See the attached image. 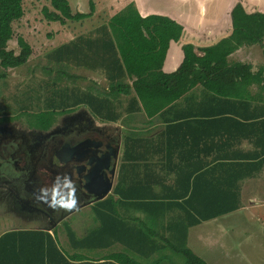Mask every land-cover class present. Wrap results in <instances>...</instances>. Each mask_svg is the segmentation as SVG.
<instances>
[{
  "label": "trees",
  "instance_id": "obj_1",
  "mask_svg": "<svg viewBox=\"0 0 264 264\" xmlns=\"http://www.w3.org/2000/svg\"><path fill=\"white\" fill-rule=\"evenodd\" d=\"M24 1L0 0V81L6 78L8 69L24 65L31 55V47L22 37L16 40L19 54L7 48L14 23L24 15ZM88 3V13H73L68 0H49L50 6L43 7L41 13L46 21L64 25L91 17L95 7L92 0ZM230 17V36L199 48L201 55L193 45H183L178 69L164 73L161 68L169 44L180 39L183 27L161 15L141 17L133 3L126 5L95 30V37L70 41L50 55L59 63L101 71L108 89L91 92L74 87L68 93L60 89L56 97L45 102L47 111L31 117L29 125L47 130L57 111L67 113L83 105L99 119L116 123L123 100L127 101L125 111L129 115L143 111L152 119L198 86L213 93L215 102L218 97L248 102L242 92L250 86L251 67L229 62V56L244 46H262L264 12L247 13L237 3ZM262 53L264 56V49ZM262 82L264 89V79ZM220 100L224 105L231 104ZM171 147L169 143L154 145L135 131L125 132L112 194L90 206L94 227L77 236L66 226L68 248L59 245L55 230L52 234L43 230L7 231L0 236V264H207L186 246L188 229L237 209L238 203L231 202L232 198L196 196L195 181L189 184V179L195 178L194 171L174 178L175 190L186 179L181 193H168V189L167 194L154 193L157 168L166 175L180 168L165 166L153 157L155 151L166 150L171 155ZM131 211L143 217L130 216ZM94 251L103 254L96 257L90 254Z\"/></svg>",
  "mask_w": 264,
  "mask_h": 264
},
{
  "label": "crops",
  "instance_id": "obj_2",
  "mask_svg": "<svg viewBox=\"0 0 264 264\" xmlns=\"http://www.w3.org/2000/svg\"><path fill=\"white\" fill-rule=\"evenodd\" d=\"M108 1L110 4L119 5L117 10L109 15L108 20L126 5L135 2L141 17L161 15L183 27L180 39L169 44L161 68L164 73H172L178 69L183 61V45H193L196 54L201 55L199 48L212 46L230 36V12L237 3H240L247 13L264 12V0H228V11L226 12L225 5L223 14L217 21L206 25L202 22L203 18L216 0H192L197 3V13L201 21L191 26L186 23L187 15L175 16L176 13L170 11H141L139 4L148 3L143 0ZM205 2L208 3L206 10L203 8ZM263 49L264 39L262 46H244L229 56V62L248 64L251 67L250 86L242 92L243 99L248 102H242L236 97H218L215 102L212 101L213 93L198 86L161 109L152 119H148L143 111L129 115L124 108L119 126L126 132L135 131L139 136L152 140L154 145L169 143L172 146L171 155L166 150L159 153L155 151L153 157L165 166H180L179 169L168 171V175L159 168L155 170L158 176L153 184L154 193L167 194V189L168 193L173 190L181 193L186 186V179L184 178V182L175 190L174 178L179 173L185 176L189 171H194L195 178H190L189 184L195 181L196 192L198 191L196 196L232 198L231 202L238 203L237 209L190 227L187 244L199 236L200 241H206L204 243L207 245H221L225 250L226 244L236 245L239 243L237 240H264ZM220 99L229 100L231 104L224 105ZM162 131L163 133H160ZM165 155H170V158ZM166 170L165 167V172ZM115 176L117 178V173ZM200 227H203L205 235L201 234ZM214 229L217 237L211 231ZM40 230L52 234L53 228L45 227ZM3 233L5 232L0 236ZM61 244L62 242H59V245Z\"/></svg>",
  "mask_w": 264,
  "mask_h": 264
},
{
  "label": "rangeland",
  "instance_id": "obj_3",
  "mask_svg": "<svg viewBox=\"0 0 264 264\" xmlns=\"http://www.w3.org/2000/svg\"><path fill=\"white\" fill-rule=\"evenodd\" d=\"M73 13L89 12V0H68ZM94 3V13L91 17L80 21H66L64 25L57 22H48L43 18L41 9L50 6L49 0H25L23 3L24 15L21 20L13 25V38L8 42V50H12L16 55L20 48L17 45V38L22 37L31 47V55L27 62L15 69H8L7 76L0 81V120L5 117L16 118L18 129H24L23 124L32 120L31 117L47 111L45 102L56 97V92L60 89L67 93L71 88L79 91L88 89L97 92L98 89H108V83L101 71H94L91 68H84L75 64L59 63L51 58V54L60 46L78 38L95 37V30L99 26L108 22V17L117 10L119 5L110 4L108 0H92ZM144 5L139 4L141 11H167L176 13L175 16H186V23L191 26L197 25L201 18L198 15V6L192 0H143ZM209 2V1H208ZM228 0H216L209 7V13L203 18V23L213 24L219 16L223 14L224 7ZM240 2V1H239ZM121 5V4H120ZM142 5V6H141ZM135 6V2H134ZM208 3L205 2L203 8L206 10ZM136 7V6H135ZM52 9V8H51ZM171 14V13H170ZM173 15V14H172ZM92 18V19H91ZM71 76L70 78L65 77ZM74 77V78H73ZM76 89V90H77ZM121 98V97H120ZM127 101L123 100L122 108L118 113L121 115L120 122ZM70 115L57 111L56 116L69 117L75 113H81L93 124L101 128L109 136L116 139L118 136L124 138L126 130L120 127L119 121L116 123L103 121L96 117L87 106L75 107ZM36 117V116H34ZM57 118V117H56ZM5 127L8 124H2ZM62 121V120H61ZM22 123V124H21ZM129 125V124H127ZM122 145L120 148L117 169L120 163ZM116 176L114 185L116 183ZM112 194V192L110 193ZM73 207L72 201L67 202L64 214L62 211L56 212L57 226L53 228L58 235V241L62 242L64 248H68L66 236V226H68L77 236H82L94 227L93 214L90 205L86 201H80ZM130 216L142 218L143 214L136 211L129 212ZM138 223V222H136ZM44 224V225H43ZM49 227V219L37 215L27 218L19 212L4 207L0 209V234L11 230H40ZM203 227H200L201 234H204ZM253 229V228H252ZM216 235V229L211 230ZM200 237H194L191 243L186 246L207 264H264V240L253 238L251 240H237L236 245L226 244L224 250L221 245L209 246L206 241H200ZM232 241V239H231ZM99 257L102 251L90 253Z\"/></svg>",
  "mask_w": 264,
  "mask_h": 264
},
{
  "label": "flooded vegetation",
  "instance_id": "obj_4",
  "mask_svg": "<svg viewBox=\"0 0 264 264\" xmlns=\"http://www.w3.org/2000/svg\"><path fill=\"white\" fill-rule=\"evenodd\" d=\"M4 119L2 124H10L0 127V209L8 207L27 218L44 216L52 229L56 212L64 214L67 202L91 206L100 190L94 187L104 186L114 167L117 173L121 136L110 137L81 113L57 115L47 130L26 122L18 129L16 118ZM100 169L102 182L89 181Z\"/></svg>",
  "mask_w": 264,
  "mask_h": 264
},
{
  "label": "water",
  "instance_id": "obj_5",
  "mask_svg": "<svg viewBox=\"0 0 264 264\" xmlns=\"http://www.w3.org/2000/svg\"><path fill=\"white\" fill-rule=\"evenodd\" d=\"M115 170H116V168L114 167L110 176H106L108 180L105 181L103 179V182L105 183L104 186H101L98 188L94 187L95 189H100L99 192L97 194H95V197H94L95 201L103 200L104 198H106L108 196V194H110L112 192V188L114 186ZM102 177L103 176H102V172L100 169L97 172L91 173L89 181L95 182L96 179H99L100 182H102ZM84 182H86L84 185H86L88 183L86 178H84Z\"/></svg>",
  "mask_w": 264,
  "mask_h": 264
}]
</instances>
